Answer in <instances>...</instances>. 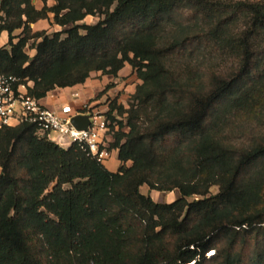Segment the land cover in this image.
Instances as JSON below:
<instances>
[{"label":"trees","instance_id":"1","mask_svg":"<svg viewBox=\"0 0 264 264\" xmlns=\"http://www.w3.org/2000/svg\"><path fill=\"white\" fill-rule=\"evenodd\" d=\"M43 1L0 0V72L33 80L38 99L126 64L142 82L106 112L116 171L32 123L0 129V264H264V133L241 146L225 135L264 93V0ZM50 13L71 27L33 31ZM203 49L231 52L237 67L184 78L169 66ZM143 185L179 196L159 202Z\"/></svg>","mask_w":264,"mask_h":264},{"label":"rangeland","instance_id":"2","mask_svg":"<svg viewBox=\"0 0 264 264\" xmlns=\"http://www.w3.org/2000/svg\"><path fill=\"white\" fill-rule=\"evenodd\" d=\"M211 1H216L220 2L222 4H229L233 1L237 0H211ZM254 1V0H250ZM257 1V0H256ZM56 0H47V4L51 6V4L55 3ZM33 3L37 6L44 5L43 0H33ZM105 15L101 13H96L95 15H88L85 19L82 21H79L78 24L80 25H87V24H95L101 19H104ZM0 22H1V13H0ZM39 25H32L31 27L33 28V31H45L46 34L52 35L53 33L57 31H62L65 29H68L71 27V25L67 26H61L59 24H56L54 22V15L53 13L49 14L48 19H41L37 21ZM243 25L239 24L238 28H235V30H239L242 28ZM83 31V30H82ZM21 30L15 31L14 35V42L18 41V37L20 36ZM176 33V28L174 27H166L165 30L162 32L161 36L163 37L164 41H167V39L170 40L172 36ZM66 34H63V37H65ZM33 40H30L29 45L26 47V51L33 56L36 51L35 49L32 48ZM9 46V37L8 36H3L2 33H0V47H6ZM239 62V59L235 57L231 52H219V51H211L208 49H203L199 51H195L190 54H186L181 57H172L169 60V66L173 71L176 73L180 74L184 78H191V77H196L200 71L204 68L208 67H214L217 68L219 71L226 72V73H231L235 70L237 67V64ZM128 70H124V73H126L125 76L122 78H112L110 82L106 85V87L99 92V94L91 99L89 103H93L95 100H102L99 104H96L93 108H98V110H107L108 108L105 109V107L109 106L110 103V98H112L111 95L106 94L110 89L112 88H117L119 83L121 84L122 82H126L128 85H133L135 88L139 83L142 81L137 77L136 71L130 66H127ZM117 81V82H116ZM124 92V90H122ZM129 93V92H128ZM105 95V96H104ZM109 97V99H107ZM131 100V97H128L126 106H129V102ZM69 103H72L75 108H77L79 111H87V110H92L93 108H90L89 105L87 107H82L76 104L75 99L69 98L68 99ZM120 119L123 117H126V114L123 115V117L118 116ZM231 121L228 127V130L226 132V136L229 139V141L232 142V144L236 146H241V145H248L250 142L258 135L261 133H264V93L259 95V98L256 102V104L253 107L246 108L244 110H241L234 114L233 116L230 117ZM109 119V118H108ZM110 123L111 119H109ZM126 122V120H125ZM128 129V128H126ZM110 133H108V136ZM58 137V134L56 132L52 133V139L56 140ZM109 140V139H108ZM116 150V149H115ZM118 157L115 151H113L112 156L110 159L106 161L107 167L115 171L118 169ZM2 168L0 167V172ZM219 186H213L211 188V193L215 194L219 191ZM165 192V191H164ZM175 198L179 196L178 190L174 191ZM163 192L159 191H153V195L156 198L155 200L157 201V198L161 195ZM171 199H173V195L171 196ZM170 199V200H171ZM191 199V198H190ZM168 200V199H167ZM213 251H210L212 253Z\"/></svg>","mask_w":264,"mask_h":264},{"label":"built area","instance_id":"3","mask_svg":"<svg viewBox=\"0 0 264 264\" xmlns=\"http://www.w3.org/2000/svg\"><path fill=\"white\" fill-rule=\"evenodd\" d=\"M33 85V80L0 72V129L32 123L36 125L38 134L48 140L65 148L78 143L97 160L106 163L115 151L110 148L108 140L110 121L107 110L79 111L69 102L58 108H49L30 94L29 89ZM79 114L89 116L86 129L80 130L72 123V118ZM53 132L58 134L56 140L52 139Z\"/></svg>","mask_w":264,"mask_h":264},{"label":"crops","instance_id":"4","mask_svg":"<svg viewBox=\"0 0 264 264\" xmlns=\"http://www.w3.org/2000/svg\"><path fill=\"white\" fill-rule=\"evenodd\" d=\"M53 4H51V5H53ZM36 7L39 9L41 8V6H38V5ZM35 24L39 25L38 22H36L32 25H35ZM2 35L8 36V32L3 31ZM128 65L129 64L125 65V67L119 72L118 76L103 74L101 71H94L91 73L90 77L84 83L77 84L74 86L64 87V88L63 87H57V88L53 89L52 91H50L46 97L41 98V102L49 108H58L61 104L68 103L69 98H73V99H75L77 105L82 106V107L89 105L90 108H93L94 106H96V104H99L102 100H95L92 104L89 103V101L91 99L95 98L99 94V92L102 91L106 87V85L110 82V80H112V78H118L119 79V78H122L123 76H125L126 73H124V70H126L128 68L127 67ZM122 90H124V92H122ZM135 91H136V88L133 85H128L124 81L121 84L119 83L117 88L110 89L106 94L112 96V98H110V99H109V97H107V99H109L110 101L113 99H117L118 103H122L126 106L128 97H131ZM106 108H109V106L105 107V109ZM93 109H98V108L95 107ZM84 114H87V113L84 112ZM108 139L110 142L113 140L111 135L108 136ZM115 153L117 154V157H118V150H115ZM117 165H118V167L120 165L119 159H118ZM141 191L145 194H150L154 199H156L153 195V191H157V190H151L148 187V185H143L141 187ZM174 194H175L174 191L163 192L157 198V201H159V202H172L176 199ZM172 195H173V199H171Z\"/></svg>","mask_w":264,"mask_h":264},{"label":"water","instance_id":"5","mask_svg":"<svg viewBox=\"0 0 264 264\" xmlns=\"http://www.w3.org/2000/svg\"><path fill=\"white\" fill-rule=\"evenodd\" d=\"M72 123L74 126H76V128L83 130L86 129L89 125V116L88 115H75L72 118Z\"/></svg>","mask_w":264,"mask_h":264}]
</instances>
